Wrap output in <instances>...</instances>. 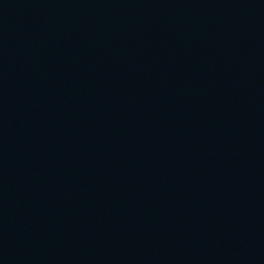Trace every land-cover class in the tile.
I'll use <instances>...</instances> for the list:
<instances>
[{"label": "water", "instance_id": "95a60500", "mask_svg": "<svg viewBox=\"0 0 264 264\" xmlns=\"http://www.w3.org/2000/svg\"><path fill=\"white\" fill-rule=\"evenodd\" d=\"M0 264H264V0H0Z\"/></svg>", "mask_w": 264, "mask_h": 264}]
</instances>
